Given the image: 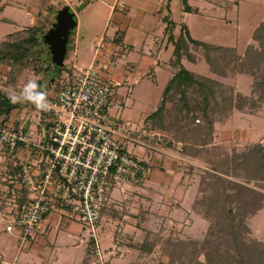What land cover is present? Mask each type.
Returning <instances> with one entry per match:
<instances>
[{
	"label": "rangeland",
	"instance_id": "rangeland-1",
	"mask_svg": "<svg viewBox=\"0 0 264 264\" xmlns=\"http://www.w3.org/2000/svg\"><path fill=\"white\" fill-rule=\"evenodd\" d=\"M188 3L190 12L183 0H0V42L15 39L10 35L18 31L26 36L36 23L44 24L43 30L47 31L55 22L57 11L70 5L77 14L78 28L69 43L65 66L75 63L88 67L95 61L107 78L122 82L113 97L111 115L140 140L129 141L125 147L145 160L151 172L145 184L113 191L107 206L110 212L98 229L105 264H171V254H176L173 251H178L182 242L201 244L210 233L211 222L197 201L203 195L202 175L213 165L205 160L204 153L193 158L182 152L185 144L177 141V135L185 121L167 120L164 129L158 120L145 122L159 108L172 78L169 60L175 46L169 41L171 30L166 28L165 19L176 22V38L187 26L194 39L234 47L246 59L263 48L264 35L260 33L256 39L255 34L264 22V0ZM191 51L197 60L191 62L185 56L186 68L225 86L226 94L217 90L210 98L211 108H219L226 96L233 97L231 112L222 115L224 109H220L207 151L219 157L224 152L240 154L254 144H264V101L256 92L255 75L229 72L222 76L207 62L203 48L191 45ZM48 57L44 54L36 59L16 81L9 78L10 66L0 64V89L9 95L29 79H42V90L51 93L60 86L66 71L59 74L52 65L55 59L45 61ZM258 67L254 68L255 73L264 70V64ZM16 121L24 126L32 141L42 140L38 133L44 117L32 104L12 111L11 122ZM189 125L191 122L185 127ZM202 135L206 138V134ZM1 156L0 264H102L88 250L89 232L68 207H55L33 241L22 244L17 229H6L16 209L12 189L18 188H11L7 179L13 165L9 155ZM249 185L259 189L255 183ZM246 223L249 232L245 240L264 244V206L250 214ZM141 245H149L151 250L143 251Z\"/></svg>",
	"mask_w": 264,
	"mask_h": 264
},
{
	"label": "trees",
	"instance_id": "trees-1",
	"mask_svg": "<svg viewBox=\"0 0 264 264\" xmlns=\"http://www.w3.org/2000/svg\"><path fill=\"white\" fill-rule=\"evenodd\" d=\"M183 2L186 5V11L190 12L192 7L188 0H183ZM165 20L167 21L166 28L171 30L169 41L173 42L175 46L173 57L169 60L172 78L165 87L164 97L159 108L148 115L145 122L158 120L162 129L165 128L167 120H171V122L175 119L185 121V126L191 122L189 127L180 126L181 131L177 135V141L185 144L182 152L193 158L202 157L204 153L205 160L213 165L212 170H205L202 175L201 190L203 195L197 201V205L203 208L205 216L211 222L209 236L201 244L182 242L178 251L171 249L176 254H171L170 263L264 264V244L249 243L245 240L249 232L246 218L264 206V144H254L240 154L235 152L233 155H229L224 152L219 157H215L211 151H207L206 147L213 139L215 121L222 112L220 109H224L222 115L231 112L233 97L226 96L224 103L219 108L212 109L210 98L215 96L217 90L226 94L223 89L225 86L215 79L194 73L186 68L183 62L186 56L189 61L196 63V55L191 51V45L203 48L207 62L216 73L222 76H227L229 72L253 73L256 78L255 86L258 90L256 92L259 94L260 100L264 101V70L259 73L254 71V68L264 64V43L261 50L245 59L234 47L194 39L187 26H183L180 35L176 38L174 33L176 22L168 17ZM35 26V29H29L26 36L18 31L10 35L15 39H6L0 42V64L10 66L9 78L13 81H16L29 65L44 54L50 56L45 61H54L53 53L44 39L47 32L43 30L45 25L36 23ZM36 30L42 31V33L38 34ZM260 33L264 35V22L256 31V39H259ZM52 65L59 74L68 71V67L65 65L59 66L56 63ZM48 70L50 69L48 68ZM38 82L43 87V80L39 79ZM8 96L5 91L0 89V124L10 123L12 111L22 109L29 104H12ZM238 106L241 107V105ZM14 123L17 126L20 125L19 121ZM202 134H206V138ZM187 142L190 144H186ZM196 144H200V146L197 148ZM1 147L5 148L6 152L8 151L5 145ZM142 161L148 165L145 160ZM20 165L11 166L8 180H11V176L20 174ZM233 178H240L242 181L233 180ZM9 183L12 184L10 187L14 188V183L11 181ZM250 183H255L259 189L251 187ZM13 190L16 204L14 215L18 204L26 199V194L23 189ZM56 205L59 206L58 202ZM107 206L103 209V218L110 212ZM111 214L116 213L111 211ZM141 246L143 251L151 250L149 245ZM95 248L96 241L91 237L88 250L95 254ZM201 256L204 257L201 258Z\"/></svg>",
	"mask_w": 264,
	"mask_h": 264
},
{
	"label": "built area",
	"instance_id": "built-area-1",
	"mask_svg": "<svg viewBox=\"0 0 264 264\" xmlns=\"http://www.w3.org/2000/svg\"><path fill=\"white\" fill-rule=\"evenodd\" d=\"M121 81L107 78L93 61L88 67L73 63L60 86L46 92L52 110L42 112V140L32 141L24 126L0 124V145L20 174L11 182L26 199L7 223L18 231L21 243L33 241L43 220L57 207L78 215L96 241L95 254L105 264L98 229L103 209L113 191L143 185L150 167L125 144L140 141L134 132L112 117L113 97Z\"/></svg>",
	"mask_w": 264,
	"mask_h": 264
},
{
	"label": "water",
	"instance_id": "water-1",
	"mask_svg": "<svg viewBox=\"0 0 264 264\" xmlns=\"http://www.w3.org/2000/svg\"><path fill=\"white\" fill-rule=\"evenodd\" d=\"M77 27V14L70 5H65L57 11L55 22L44 35L53 58L59 66L65 65L68 46Z\"/></svg>",
	"mask_w": 264,
	"mask_h": 264
},
{
	"label": "clouds",
	"instance_id": "clouds-1",
	"mask_svg": "<svg viewBox=\"0 0 264 264\" xmlns=\"http://www.w3.org/2000/svg\"><path fill=\"white\" fill-rule=\"evenodd\" d=\"M12 104L30 103L36 110L48 112L53 106L48 100L47 93L42 90L41 85L34 79L27 80L21 88L12 91L8 96Z\"/></svg>",
	"mask_w": 264,
	"mask_h": 264
},
{
	"label": "crops",
	"instance_id": "crops-1",
	"mask_svg": "<svg viewBox=\"0 0 264 264\" xmlns=\"http://www.w3.org/2000/svg\"><path fill=\"white\" fill-rule=\"evenodd\" d=\"M78 28V27H77ZM40 132V131H39ZM7 155V152H6V149L5 148H2L1 145H0V158L2 157L1 155ZM49 218H51V216H47L46 217V220H48Z\"/></svg>",
	"mask_w": 264,
	"mask_h": 264
}]
</instances>
